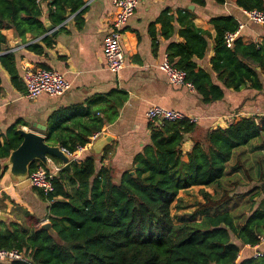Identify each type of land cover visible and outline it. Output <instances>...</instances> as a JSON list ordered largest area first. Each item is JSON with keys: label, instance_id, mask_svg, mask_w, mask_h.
<instances>
[{"label": "trees", "instance_id": "obj_1", "mask_svg": "<svg viewBox=\"0 0 264 264\" xmlns=\"http://www.w3.org/2000/svg\"><path fill=\"white\" fill-rule=\"evenodd\" d=\"M88 1L0 0V61L16 87L22 89L24 82L15 56L4 52L8 39L3 29H13L21 38L27 34L39 38L46 32V10L54 25H62L73 13L81 25V13ZM192 1L205 5V0ZM231 1L246 11L264 12V0ZM178 15L183 42L168 45L169 60L186 72V79L205 103L222 100V87L208 71L197 70L196 59L205 57L211 34L195 25L190 10L179 11ZM172 20L168 11L160 19L166 39L174 35ZM211 22L216 29L211 63L218 78L235 89L247 81L259 82L258 73L245 58L252 59L264 73V43L245 44L236 38L235 47L229 48L225 34L237 31L238 21L232 16H216ZM44 40L52 47L48 37ZM30 47L39 53L44 50L37 43ZM122 103L112 114L106 110L108 121L116 118ZM91 121L92 124H83L77 115L67 118L51 130L47 141L75 153L80 147L90 146L92 137L105 125L100 117ZM197 126L190 118L150 122V143L135 156L134 167L125 171L119 182L114 181L111 167L97 169L94 154L72 160L71 171L61 170L54 178L53 192L46 195L35 188L49 202L45 218L51 222L53 232L42 228V219L29 213L25 216L31 220L29 224L0 219V247L22 251L29 260L0 264H264V254L254 255V246L264 248V197L258 205L255 203L264 183V117L262 123L245 117L227 127L208 129L204 136L197 133ZM188 136L194 141L186 153L183 144ZM22 141L19 131L11 127L0 144V178L6 170L1 160L8 158ZM245 149L255 155V161L258 159L255 165ZM234 159L238 162L231 165ZM245 163L252 186L247 194L253 203L239 223L228 206L222 205L227 195L223 193L220 200L215 196L230 174L245 170ZM39 165L34 163L30 172ZM193 186L214 189V193L203 190L206 202L192 214L203 217L200 221L180 217L182 220L176 222L172 205L176 202L178 206L181 190Z\"/></svg>", "mask_w": 264, "mask_h": 264}, {"label": "crops", "instance_id": "obj_2", "mask_svg": "<svg viewBox=\"0 0 264 264\" xmlns=\"http://www.w3.org/2000/svg\"><path fill=\"white\" fill-rule=\"evenodd\" d=\"M183 10H190L195 25L211 34L205 57L196 59L197 70L208 71L213 81L222 87L225 93L222 100L205 103L196 89L172 84L160 68L167 56L168 45L173 41L183 42L178 22V12ZM114 11L113 0H89L81 13V25L73 13L62 25H56V31L46 30L39 38H33L31 34L21 38L13 29H3L8 39L4 52L15 56L22 81L25 67H53L62 72L72 86L62 95L42 93L35 99H29L25 83H22V89L16 87L0 61V144L5 142L11 127L35 131L48 138L51 130L67 118L77 115L83 124H92L93 117H100L105 125L92 137L90 146L78 152L79 159L96 155L97 169L111 167L114 181L119 182L122 174L134 167L135 156L151 141V121L146 113L152 105L181 110L196 119L197 133L201 136L208 129L227 127L245 117H253L262 123L264 73L261 67L252 59L245 58L258 73L259 82L247 81L240 89H235L224 85L211 63L216 37V29L211 22L213 17L232 16L243 24L237 36L243 43H264V25L250 21L244 9L231 0L224 4L205 0L203 6L192 0H138V7L125 27L126 64L119 72L108 69L104 58V40ZM166 11L173 18L174 35L170 39L163 36L160 21ZM47 13L46 10L45 24L52 23ZM45 37L52 42V47L47 46ZM33 43L42 46L43 52L31 49ZM227 47L233 49L235 44ZM122 101L116 118L108 121L106 110L112 114ZM69 124L72 125V121ZM104 134L111 136L110 141L100 151L92 152ZM193 141L191 136L187 137L183 144L184 152L192 148ZM245 153H249L248 150ZM51 159L63 166V163ZM184 159L187 161L188 156L185 155ZM6 160H1L6 170L0 178V219L29 224L31 220L25 218L29 213L40 217L42 223L50 222L45 218L49 202L32 185L19 187L9 176Z\"/></svg>", "mask_w": 264, "mask_h": 264}, {"label": "built area", "instance_id": "obj_3", "mask_svg": "<svg viewBox=\"0 0 264 264\" xmlns=\"http://www.w3.org/2000/svg\"><path fill=\"white\" fill-rule=\"evenodd\" d=\"M114 15L109 22V30L104 40V58L107 68L113 72H119L125 67L126 57L124 53L123 37L125 27L129 18L134 14L138 7V0H113ZM245 13L250 21L264 25V12L259 10H250ZM243 24H239L237 31L227 32L225 34L226 44L232 45L240 33ZM160 68L166 73L169 81L174 85H185L189 88H194L193 84L189 82L187 74L184 70L177 68L168 58L160 64ZM23 81L26 85V96L29 99H35L42 93L50 95H62L66 93L72 86L71 82L67 80L62 72L58 69L39 68L32 69L25 67L23 72ZM151 122L177 121L184 118H190L181 110L165 107L162 105H152L146 113ZM193 122L196 119L190 118ZM97 135V134H96ZM94 135V136H96ZM84 147H80L75 153H71L65 148L63 150L71 157V160H79V151ZM51 169L46 168L42 164L30 172L31 185L39 190H42L46 195L54 191V178L62 170V165L52 162ZM264 242V237L261 238ZM256 257L262 256L264 253L258 249V245L254 246ZM13 260L29 261L26 254L17 249H5L0 247V261L11 262Z\"/></svg>", "mask_w": 264, "mask_h": 264}, {"label": "water", "instance_id": "obj_4", "mask_svg": "<svg viewBox=\"0 0 264 264\" xmlns=\"http://www.w3.org/2000/svg\"><path fill=\"white\" fill-rule=\"evenodd\" d=\"M47 31H56V25L53 23L45 24ZM55 34V33H52ZM19 133L23 137L21 144L14 150H12L6 160L5 165L9 167V176L11 179L18 184L19 187L23 188L31 185L30 180V169L34 163H40L48 169L52 166L49 162V158L58 159L63 163L62 170L68 172L72 168L71 157L63 150L60 145L51 144L47 141V138L42 134L35 131H26L24 129H18ZM111 136L104 134L101 139L95 143L92 152L100 151L108 141H110ZM134 174L135 172L132 171ZM262 188L264 191V183H262ZM42 228L50 230L53 232L51 222L42 223Z\"/></svg>", "mask_w": 264, "mask_h": 264}, {"label": "rangeland", "instance_id": "obj_5", "mask_svg": "<svg viewBox=\"0 0 264 264\" xmlns=\"http://www.w3.org/2000/svg\"><path fill=\"white\" fill-rule=\"evenodd\" d=\"M250 154V160L251 164H256L255 161V155L253 153H247ZM252 155V156H251ZM264 157V155H262ZM254 158V159H253ZM237 159H234L231 162V165L237 164ZM245 170H240V172L236 174H230V176L224 180V184L222 189H220L219 193H216L215 198L220 200L223 197V193L227 195L226 202H222V205L228 206V209L234 213V215L237 217V220L239 223H242L245 219L246 215L250 211V207H252V200H250V196L247 194V192L252 188L250 185V180L247 176V166L245 163ZM240 182L241 184L237 183ZM262 186V185H261ZM203 190L208 191L210 193H214V189L210 187H191L189 189L182 190L179 192V202L178 206L175 203L172 205V213L175 217L176 222H180L182 219L180 217H183L184 219H192L200 221L203 217V214H196L192 215L195 211L200 209V204L205 203L206 199L203 195ZM264 197V191L262 192V195L257 198L256 205H258ZM255 205V207H256ZM194 216V217H191ZM254 251H250L249 253L253 254ZM245 253V252H244ZM241 257V256H240Z\"/></svg>", "mask_w": 264, "mask_h": 264}]
</instances>
